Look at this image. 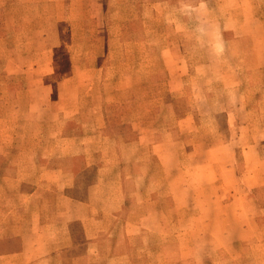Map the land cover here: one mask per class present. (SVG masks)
<instances>
[{"label": "rangeland", "instance_id": "obj_1", "mask_svg": "<svg viewBox=\"0 0 264 264\" xmlns=\"http://www.w3.org/2000/svg\"><path fill=\"white\" fill-rule=\"evenodd\" d=\"M83 2L91 35L100 47L110 40L111 51H95L113 58L107 99L153 101L159 114L131 170L146 187L130 195L127 217L113 221L118 233H135L121 253L136 264H264V0ZM74 30L78 37L85 27ZM151 31L170 37L176 57L147 60L118 42ZM179 68L182 75H168ZM132 70L152 75L130 79ZM126 110L109 108L108 132L129 139Z\"/></svg>", "mask_w": 264, "mask_h": 264}, {"label": "crops", "instance_id": "obj_2", "mask_svg": "<svg viewBox=\"0 0 264 264\" xmlns=\"http://www.w3.org/2000/svg\"><path fill=\"white\" fill-rule=\"evenodd\" d=\"M83 1L0 0V264H136L121 253L123 244L134 247L135 233H118L113 221L146 187L131 170L159 114L153 101L107 99L113 58L95 51H111L110 40L100 47L91 35ZM79 23L85 31L77 37ZM158 34L118 42L146 51L147 60L176 57L170 37ZM94 92L101 98L90 99ZM118 105L127 107L129 139L108 132V110Z\"/></svg>", "mask_w": 264, "mask_h": 264}]
</instances>
